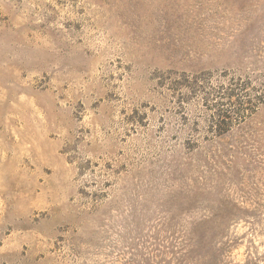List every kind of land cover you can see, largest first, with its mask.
Here are the masks:
<instances>
[{"label": "rangeland", "instance_id": "1", "mask_svg": "<svg viewBox=\"0 0 264 264\" xmlns=\"http://www.w3.org/2000/svg\"><path fill=\"white\" fill-rule=\"evenodd\" d=\"M0 264H264V0H0Z\"/></svg>", "mask_w": 264, "mask_h": 264}]
</instances>
